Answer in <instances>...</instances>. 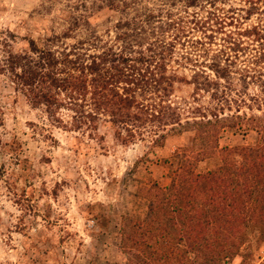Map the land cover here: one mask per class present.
<instances>
[{"label": "rangeland", "instance_id": "1", "mask_svg": "<svg viewBox=\"0 0 264 264\" xmlns=\"http://www.w3.org/2000/svg\"><path fill=\"white\" fill-rule=\"evenodd\" d=\"M263 11L264 0H0V264H129L138 254L148 256L135 248L128 254L120 250L122 217H146L144 188L154 181L169 183L175 152L207 149L206 132L197 135L184 121L264 114L260 88L236 72L254 73L259 67L251 62L264 44L259 38L264 32L243 30L264 26ZM150 13L157 15L154 26L170 28L145 24L143 47L160 38L173 42L166 99L183 125L156 128L166 135L163 145H152L156 135L147 131L122 144L103 124L96 135L86 128L66 129L69 123L60 127L44 106L31 105L15 89L5 65L8 52H26L30 40L55 50L116 48L120 30L115 26ZM234 40L243 42L241 49L228 51ZM218 48L234 61L225 79L207 67ZM59 115L68 122L70 111ZM217 139L219 147L254 145L257 133L246 126L219 127ZM220 163L212 152L195 168L204 172ZM240 244L237 254H227L220 264H264V220L248 223ZM172 256L178 264V256Z\"/></svg>", "mask_w": 264, "mask_h": 264}, {"label": "trees", "instance_id": "2", "mask_svg": "<svg viewBox=\"0 0 264 264\" xmlns=\"http://www.w3.org/2000/svg\"><path fill=\"white\" fill-rule=\"evenodd\" d=\"M255 5L251 10L257 11ZM208 13L218 17L215 12ZM155 18L157 15L150 13L141 21L115 26L120 30L115 41L120 44L94 52L82 47L55 50L30 40L26 52L7 53L6 70L15 89L31 105L44 106L60 127L69 123L71 129H66L86 128L96 135L99 124H103L122 144L141 138L147 131L156 135L150 140L152 145L161 146L166 135L156 128L164 130L162 126L171 125L172 131L175 125H183L166 99L167 88L172 86L166 62L173 61V42L160 38L143 47L145 24L151 29L170 28L154 26ZM259 31L264 32V26L256 24L243 33ZM242 43L234 40L227 49L236 52ZM257 53L251 62L259 65L254 73H242L243 68L236 72L243 79H252L264 97V44ZM208 62L217 78L225 79L233 72L234 61L224 48L213 51ZM62 109L70 111L68 122L59 115ZM214 117L184 121V126L192 125L197 135L206 132L207 149L194 152L192 146L180 148L170 162L169 183L162 186L154 181L144 188L146 217H122L120 250L125 254L132 248L140 253L148 251V256L138 254L129 264H174L172 255L178 256V264H220L227 254H237L248 223L258 225L264 220V114ZM227 121L230 123L225 124ZM236 125L255 131L256 143L219 147V127ZM212 152L220 155L221 163L214 169L197 171L196 163Z\"/></svg>", "mask_w": 264, "mask_h": 264}]
</instances>
